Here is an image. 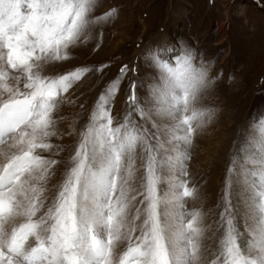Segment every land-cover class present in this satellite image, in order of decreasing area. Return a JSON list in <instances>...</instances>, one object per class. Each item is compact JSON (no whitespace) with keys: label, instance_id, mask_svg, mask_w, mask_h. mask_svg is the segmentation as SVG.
I'll use <instances>...</instances> for the list:
<instances>
[{"label":"snow or ice","instance_id":"snow-or-ice-1","mask_svg":"<svg viewBox=\"0 0 264 264\" xmlns=\"http://www.w3.org/2000/svg\"><path fill=\"white\" fill-rule=\"evenodd\" d=\"M95 7L0 0V264H264V115L229 156L218 217L207 223L201 207L189 206L198 194L190 148L214 116L200 104L212 82L189 48L150 56L146 95L133 81L117 122L111 105L122 66L83 128L70 126L67 135L78 138L51 184L61 162L45 153L64 135L56 114L91 69H45L69 60L91 26L115 13L93 17Z\"/></svg>","mask_w":264,"mask_h":264},{"label":"rangeland","instance_id":"rangeland-1","mask_svg":"<svg viewBox=\"0 0 264 264\" xmlns=\"http://www.w3.org/2000/svg\"><path fill=\"white\" fill-rule=\"evenodd\" d=\"M110 9L115 13L91 26L90 38L70 49L69 60L45 69L49 75L80 66L91 69L65 94L56 114L64 135L52 138L58 147L45 153L61 162L51 184L59 182L78 138L67 135L70 126L77 132L83 128L94 101L122 66L128 71L111 105L117 122L128 109L133 81L136 95L141 100L146 95L147 78L155 75L150 56L169 57L189 48L196 66L203 64L212 82L200 104L214 109L213 119L198 131L190 148L188 170L198 194L189 206L201 207L211 223L220 210L229 156L234 146L239 149L253 118L264 115V0H96L92 16Z\"/></svg>","mask_w":264,"mask_h":264}]
</instances>
